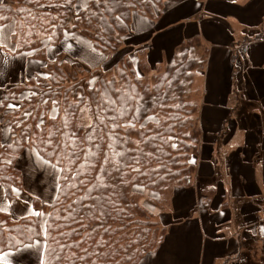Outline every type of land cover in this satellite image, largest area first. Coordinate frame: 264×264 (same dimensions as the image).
Listing matches in <instances>:
<instances>
[{
	"label": "trees",
	"instance_id": "16d2710c",
	"mask_svg": "<svg viewBox=\"0 0 264 264\" xmlns=\"http://www.w3.org/2000/svg\"><path fill=\"white\" fill-rule=\"evenodd\" d=\"M79 1L0 0V29L15 21V51L46 60L39 75L3 94L0 115L9 102L18 107L8 118L12 140L0 143V181L8 196L23 187L16 162L29 146L60 170L55 199L35 198L36 214L0 210V255L40 238L42 264H139L167 233L154 208L196 172L203 130L191 86L208 50L195 35L175 60L153 67L126 40L135 11L156 18L166 0ZM69 31L103 54L130 53L99 68L62 54L49 60L43 37L57 45Z\"/></svg>",
	"mask_w": 264,
	"mask_h": 264
},
{
	"label": "crops",
	"instance_id": "0c3cea01",
	"mask_svg": "<svg viewBox=\"0 0 264 264\" xmlns=\"http://www.w3.org/2000/svg\"><path fill=\"white\" fill-rule=\"evenodd\" d=\"M168 3L173 6L166 10ZM197 11L199 21L176 27L178 38L176 28L169 27L184 12L190 17ZM158 17L153 24L139 16L135 28L134 16L133 31L152 22L156 35L146 45L135 34L127 40V48L143 51L142 58L159 66L175 60L183 40L201 37L208 52L194 85L203 134L191 184L176 189L160 213L159 219L168 227L163 243L139 264H264V0H166ZM14 30L11 23L0 29V103L7 89L26 84L44 64L34 51H15ZM82 41L80 34L66 32L57 45L75 56L83 51ZM48 46V58L53 60ZM12 104L17 105H8ZM13 109L8 107L0 115V143L12 140L8 118ZM27 149L16 162L23 187L28 180L19 163L26 151H35ZM31 179L33 186L34 175ZM23 187H15L8 196L0 181V210L14 219L33 214L25 211L30 199L20 200ZM210 188L211 199L205 194ZM41 196L36 198L45 204L56 197ZM44 249L45 241L36 239L1 254L0 264H42Z\"/></svg>",
	"mask_w": 264,
	"mask_h": 264
},
{
	"label": "rangeland",
	"instance_id": "374dc122",
	"mask_svg": "<svg viewBox=\"0 0 264 264\" xmlns=\"http://www.w3.org/2000/svg\"><path fill=\"white\" fill-rule=\"evenodd\" d=\"M87 1H89V0H80L78 2V4H79V6L81 5L82 7H85L88 3ZM170 5H172V4H170V3L167 4L166 10H168ZM196 10L197 9H195L194 11H196ZM199 11H201V10H199ZM199 11H197L196 14H194L193 16H190V17L188 15V13L184 12V15H183L184 17L182 19H180L178 22H176V24H173L172 26H170L169 28L174 29V28L179 27V26L181 27L184 24L189 23V22L195 23V22L199 21L201 19V15H200L201 12H199ZM172 13L174 14V12H172ZM134 16L136 18L135 28L138 27L139 22H138L137 18L139 16L151 20L153 22V24H155V22L159 19V17L154 18L151 16L142 15L141 13H138L137 11H135V13L133 14V17ZM186 17H188V18H186ZM174 20H177V18L175 17ZM14 22H12L11 24L15 25ZM152 22H151V24H152ZM151 24L148 23L146 25L141 26L139 31L134 29L133 33L129 36V38H131L135 34H138V37H140L141 40L143 41L142 43H145L146 45H151V40L156 35V34L152 33L154 25L152 26ZM156 30H157V28H155V31ZM175 30H176L175 35H177L179 38L180 30L178 28H176ZM70 32H76V31H69V33ZM76 33H78L82 36L83 41L81 42V46L83 47V51L78 52L77 55H75V56L72 53L68 52L67 50H64L62 48V46H60V45H51L49 43V39L46 37H43V45H46V46H48L47 44L51 45V46H48L49 53L51 55L50 58H52L53 60H56L60 54H62V55L65 54L64 58L65 59L67 58V60H69V61L79 59V60L85 62L86 64H88L89 66H91L93 68L94 67L99 68V67H103L105 65L106 66L113 65L120 58V56L124 55V53H126V52L130 53V51L127 50L125 52H122V51L119 52L118 55H116L115 53L109 54V55L103 54L94 48L93 42L87 36H85L81 32H76ZM155 33H159V32L156 31ZM129 38L127 40H129ZM4 42L8 43L9 37L7 39L5 37ZM67 56H69V58ZM176 56H177V53H176ZM142 59H145V58H142ZM42 62L45 63L44 60ZM198 78H199L198 76L195 77L194 83L191 86V92H192V97H193L194 101H195L196 95L198 96V92L195 89L196 87L194 85L195 81ZM0 97H1V95H0ZM4 126L7 127L8 125H4ZM32 148L33 147L29 146L27 150H31ZM33 150H35V149L33 148ZM30 152L31 151H26V154L21 158V161L19 163L21 168L25 171V176L28 180V181H26V186L23 187L22 189H20V192H22L20 200L25 201L26 198L28 197L30 199L31 204H29L30 205L29 210H25V211H26V213L32 212L33 214H36L39 211L34 206V199L36 197H42L41 195H44L48 199H54V197L56 196V192L58 189L59 168L56 164L45 159L41 154L38 153V151H36V150L32 151L34 153H30ZM33 175H34V184H33V186H31L29 181L30 182L32 181L31 178ZM46 180H47V186L44 184V181H46ZM147 193L148 192L145 193L146 196H144V199H142V201L144 202L146 200L145 201L146 205H148L149 207L152 208L153 203H152V200H150V198H152V197L149 196ZM164 204H162L160 206L158 205L157 207L154 208L155 209L154 210L155 217L157 220L160 218V213H162V211H164V209H166L165 208L166 206ZM27 211H29V212H27ZM41 213H42V219L46 220L47 212L45 210H41Z\"/></svg>",
	"mask_w": 264,
	"mask_h": 264
},
{
	"label": "snow or ice",
	"instance_id": "6c2138e0",
	"mask_svg": "<svg viewBox=\"0 0 264 264\" xmlns=\"http://www.w3.org/2000/svg\"><path fill=\"white\" fill-rule=\"evenodd\" d=\"M8 107H10V108H15V107H18V105L12 104V105H8ZM26 114H27V113H26Z\"/></svg>",
	"mask_w": 264,
	"mask_h": 264
}]
</instances>
